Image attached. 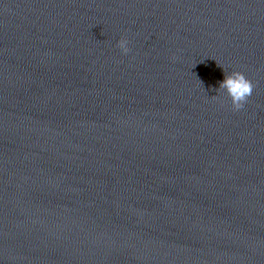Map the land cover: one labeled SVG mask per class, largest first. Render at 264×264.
Returning <instances> with one entry per match:
<instances>
[{
  "label": "water",
  "instance_id": "water-1",
  "mask_svg": "<svg viewBox=\"0 0 264 264\" xmlns=\"http://www.w3.org/2000/svg\"><path fill=\"white\" fill-rule=\"evenodd\" d=\"M0 264H264V55L230 0H0Z\"/></svg>",
  "mask_w": 264,
  "mask_h": 264
},
{
  "label": "clouds",
  "instance_id": "clouds-1",
  "mask_svg": "<svg viewBox=\"0 0 264 264\" xmlns=\"http://www.w3.org/2000/svg\"><path fill=\"white\" fill-rule=\"evenodd\" d=\"M129 43L125 38L118 41L117 46L122 54L128 55L130 53ZM218 90L226 92L231 98L233 109L239 111L245 107L253 94L254 85L243 73L233 72L225 76V79L220 82Z\"/></svg>",
  "mask_w": 264,
  "mask_h": 264
}]
</instances>
